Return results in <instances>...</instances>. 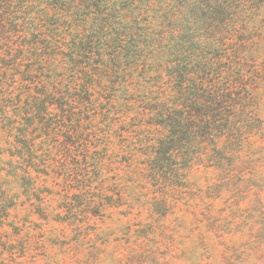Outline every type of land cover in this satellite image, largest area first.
I'll return each mask as SVG.
<instances>
[{
  "label": "rangeland",
  "instance_id": "rangeland-1",
  "mask_svg": "<svg viewBox=\"0 0 264 264\" xmlns=\"http://www.w3.org/2000/svg\"><path fill=\"white\" fill-rule=\"evenodd\" d=\"M262 20L234 37L257 60L245 67L258 77L249 133L231 134L237 153L224 166L205 156L179 181L145 171L160 134L146 116L157 88L145 84L142 61L89 62L95 87L71 122L46 103L58 101L67 68L60 51L11 67L12 99L0 100V264H264ZM36 91L43 100L29 104Z\"/></svg>",
  "mask_w": 264,
  "mask_h": 264
},
{
  "label": "trees",
  "instance_id": "trees-1",
  "mask_svg": "<svg viewBox=\"0 0 264 264\" xmlns=\"http://www.w3.org/2000/svg\"><path fill=\"white\" fill-rule=\"evenodd\" d=\"M263 12L264 0H0V100L11 102L12 92L4 91L11 67L35 66L58 50L67 68L54 90L58 101L46 103L71 122V109L92 97L96 73L89 62L110 69L108 58L118 66L140 60L145 84L156 81L145 110L160 134L144 154L146 173L156 182L179 181L205 156L221 168L237 153L231 134L249 133L257 106L258 77L245 68L257 60L250 45L234 37L255 17L264 20ZM33 94L29 104L45 96Z\"/></svg>",
  "mask_w": 264,
  "mask_h": 264
}]
</instances>
